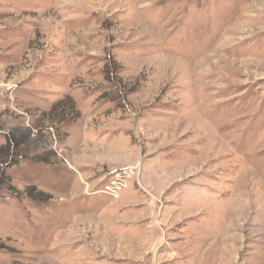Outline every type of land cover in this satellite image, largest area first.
I'll use <instances>...</instances> for the list:
<instances>
[{
  "label": "rangeland",
  "instance_id": "rangeland-1",
  "mask_svg": "<svg viewBox=\"0 0 264 264\" xmlns=\"http://www.w3.org/2000/svg\"><path fill=\"white\" fill-rule=\"evenodd\" d=\"M0 163V264H264V0H0Z\"/></svg>",
  "mask_w": 264,
  "mask_h": 264
},
{
  "label": "trees",
  "instance_id": "trees-1",
  "mask_svg": "<svg viewBox=\"0 0 264 264\" xmlns=\"http://www.w3.org/2000/svg\"><path fill=\"white\" fill-rule=\"evenodd\" d=\"M15 139V138H14ZM13 140V139H12ZM10 142H11V139L9 140ZM14 144V146L16 145V146H20V145H22L23 143H18V142H14L13 143ZM9 157V156H8ZM1 158H3L4 160H5V158H7V155H5V156H2ZM1 164H3V163H0V173H1ZM3 176H4V173H2V174H0V177H2L3 178Z\"/></svg>",
  "mask_w": 264,
  "mask_h": 264
}]
</instances>
